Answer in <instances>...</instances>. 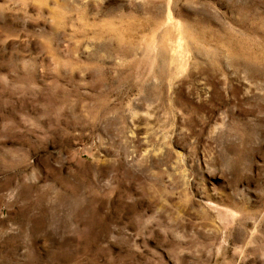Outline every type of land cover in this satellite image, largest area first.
<instances>
[{"label": "rangeland", "instance_id": "obj_1", "mask_svg": "<svg viewBox=\"0 0 264 264\" xmlns=\"http://www.w3.org/2000/svg\"><path fill=\"white\" fill-rule=\"evenodd\" d=\"M0 264H264V0H0Z\"/></svg>", "mask_w": 264, "mask_h": 264}]
</instances>
